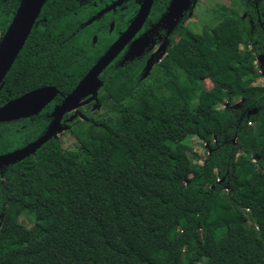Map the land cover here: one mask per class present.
I'll return each instance as SVG.
<instances>
[{"label":"trees","instance_id":"16d2710c","mask_svg":"<svg viewBox=\"0 0 264 264\" xmlns=\"http://www.w3.org/2000/svg\"><path fill=\"white\" fill-rule=\"evenodd\" d=\"M109 1L47 0L0 86V107L59 89L39 113L0 122V264H264V0L223 8L200 33L183 17L146 76L149 50L113 60L61 119L76 151L52 135L7 160L47 132L116 37L112 14L94 19ZM20 2L0 0L3 34ZM192 138L204 157L185 149Z\"/></svg>","mask_w":264,"mask_h":264},{"label":"water","instance_id":"95a60500","mask_svg":"<svg viewBox=\"0 0 264 264\" xmlns=\"http://www.w3.org/2000/svg\"><path fill=\"white\" fill-rule=\"evenodd\" d=\"M46 1L47 0H21L20 6L15 16L13 17L10 25L0 40V86L2 85L5 76L11 69L20 51L22 50ZM153 1L154 0L143 1L139 13L126 29V31H124V33L105 51V53L98 59V61L78 83L74 91L65 97L61 105L54 110V118L49 125L47 132L38 140L27 145L25 148L8 155V161H13L19 157L29 154L37 146H39L43 140L49 138L52 135L57 136V133L62 128L66 127L61 121L63 115L66 112H70L73 105H75L85 93L94 94L101 86L102 83L99 79L100 73L134 38L138 30L146 21ZM189 3L190 0L172 1L169 11L162 18L164 21L170 23V29H172L178 23L179 18L183 15L184 10L187 9ZM150 43H152V37L148 32L134 39L129 47L125 59L142 55ZM58 93L59 89L56 86L47 85L33 89L19 97L11 99L0 107V122L10 121L39 113L45 106L54 100V98H56Z\"/></svg>","mask_w":264,"mask_h":264},{"label":"rangeland","instance_id":"374dc122","mask_svg":"<svg viewBox=\"0 0 264 264\" xmlns=\"http://www.w3.org/2000/svg\"><path fill=\"white\" fill-rule=\"evenodd\" d=\"M192 3V4H191ZM188 5V10L191 11L187 19L188 26L197 33H200L207 26H212L216 24L225 14V8L227 9H236L243 10V5L241 4V0H192ZM224 8V9H223ZM242 13V12H241ZM153 40V39H152ZM154 41V40H153ZM165 53V47L160 43H155L152 47V55L149 62L146 64L143 70V76H145L151 67L154 65L156 61H158ZM263 61V57H260L259 63L261 64ZM259 64V66H260ZM257 84H262V80H258ZM202 85L205 88H211L212 83L210 80H202ZM94 87V86H93ZM92 87V88H93ZM91 94H84L73 107L71 108L72 114L78 110L80 106H85L88 102H90ZM99 104H94L93 109L100 110ZM83 117V115L81 114ZM61 139L62 145L66 152L76 151L78 147L77 140L75 136L67 130L66 127L62 128L57 133ZM182 148V146L180 147ZM188 152H198L202 157L206 155V146L205 144L197 139L192 138L191 143H189L186 148Z\"/></svg>","mask_w":264,"mask_h":264},{"label":"flooded vegetation","instance_id":"af4514ba","mask_svg":"<svg viewBox=\"0 0 264 264\" xmlns=\"http://www.w3.org/2000/svg\"><path fill=\"white\" fill-rule=\"evenodd\" d=\"M143 1L144 0H110L108 3H105L102 8L99 9V12H97V14H95L94 19H96L97 17H102L105 14H112L111 16H109L110 17L109 22H108L109 23L108 24L109 30H111V31L116 30L117 35L113 39V41L111 42L109 47L124 33V31H126V29L129 27V25L135 19V17L137 16V14L139 13V11L142 7ZM172 1L173 0H169V2L165 5V9L160 13L159 17L156 20H152L151 19L152 18L151 13H152V8H153L154 2H155V0H154L152 7H151V10H150V12L146 18V21L143 23L141 28L138 30V32L136 33L134 38L123 48V50L113 60L120 57L118 59V63H121L122 61H124L125 56L129 50V47H130L131 43L133 42V40L140 37L141 35H143L146 32H148L151 35L152 39L154 40V41L152 40V43H150L149 46H147L145 49V51L149 50L148 52L150 54V57L152 55V47L154 46L155 43H160L161 46L163 45L164 47H166V45H167L166 32L170 29V25H169L170 23H168L167 21H164L162 18L169 11V7H170V4L172 3ZM191 1L192 0H190V3H191ZM127 13L130 14L129 18H127V20H126L127 26H125V28L118 26L117 21H120V20H123L124 18H126L125 15ZM190 14H191V11H189L187 8L186 10H184L183 15L179 18L178 21H180L185 16L186 17L189 16ZM116 18H118L119 20H116ZM120 24H121V22H120ZM3 35L4 34L2 32H0V40L2 39ZM97 40H98V36L95 35L93 37V42L96 43ZM262 71L264 72V69Z\"/></svg>","mask_w":264,"mask_h":264}]
</instances>
